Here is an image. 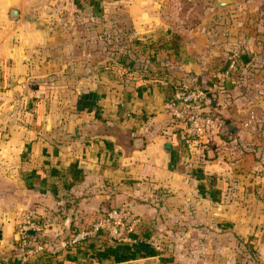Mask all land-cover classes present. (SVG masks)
<instances>
[{"label": "crops", "instance_id": "obj_1", "mask_svg": "<svg viewBox=\"0 0 264 264\" xmlns=\"http://www.w3.org/2000/svg\"><path fill=\"white\" fill-rule=\"evenodd\" d=\"M182 1L0 0V264H23L26 219L55 257L33 264H88L67 257L66 227L121 204L157 251L117 264H235V248L264 264V9L250 26L247 3L214 5L193 38L169 21ZM233 43L248 71L224 76ZM122 48L149 78L106 74ZM177 81L207 90L200 107L233 133L188 134L163 108Z\"/></svg>", "mask_w": 264, "mask_h": 264}, {"label": "built area", "instance_id": "obj_2", "mask_svg": "<svg viewBox=\"0 0 264 264\" xmlns=\"http://www.w3.org/2000/svg\"><path fill=\"white\" fill-rule=\"evenodd\" d=\"M208 91L201 88H175L169 98L163 102L164 110L172 117L184 122L185 131L194 136H202L214 123L212 114L200 111V103L207 97ZM139 217L132 215L125 204L98 213L95 218L69 235L67 242L72 244L85 237L102 231L108 238L119 241H133L130 237ZM41 224L33 219L21 221L15 233L17 244L21 249V260L39 249L37 244L28 246L27 232L39 231Z\"/></svg>", "mask_w": 264, "mask_h": 264}, {"label": "trees", "instance_id": "obj_3", "mask_svg": "<svg viewBox=\"0 0 264 264\" xmlns=\"http://www.w3.org/2000/svg\"><path fill=\"white\" fill-rule=\"evenodd\" d=\"M121 50L122 49L118 50L119 57H122L123 59H124V57L129 58L128 56L133 55V54L128 55V56L123 55ZM138 67L134 66L133 62L130 61V58H129L126 61V63H123L122 61H119V60L112 61L110 64H108L106 67H103L102 69H105L106 74H111V75L114 74V72H119V74L121 73L122 75H126L130 78L137 77L138 74H141L142 79L149 78V76L146 77V74H149L147 72V70H141V69H139L140 67L139 68ZM157 79L158 78H156V77L154 78L155 81H157ZM113 87L114 86H112L111 88H113ZM175 88H200V87L185 84L183 82L180 83L179 81H177L172 85L171 93L169 96H167L164 99V101L171 96V94ZM208 97L209 96L207 95L206 98H208ZM199 108H200V111L203 113L212 114L214 117V123L211 126L209 131H206L205 134H203L202 136H198V138L199 137L202 138L204 136L206 137L212 129H214L217 133L219 132L221 135H229V134L233 133V131L235 130V126L233 123L225 122L224 124H222L219 122L217 116L212 111L204 110L200 107V105H199ZM172 118H174V117H172ZM174 119H176V118H174ZM176 120L181 122L184 126V122L182 120H179V119H176ZM127 208H128V206H127ZM106 210H108V209H106ZM106 210H101V211H99V213L100 214L104 213ZM129 211L132 215H136L139 217V221L135 224L132 231L130 232V237L134 238L133 241H131V240L130 241H119V240H116L114 238H108L104 235V233L102 231H98L97 233H95L91 236L85 237L82 240H79V241L74 242L72 244H67L65 246V250H68L69 251L68 254H71V256L67 255V257L75 260V259H77L75 254L77 253V254H82L83 256L78 255L79 258L86 260L85 262H87L88 264H93L94 260L101 262V263H106V264H109V263L117 264L118 261L126 260L132 255V253L129 250L133 246H139V247L147 248V249L152 248L153 251L156 250L149 243L151 241V235H153V233H154L153 226L151 225V223L149 221H145L143 216L135 214L130 209H129ZM70 225L71 224H69L66 227V229L72 228ZM35 232L37 233V231H34L32 233L27 232V240H28L27 245L28 246L36 244L37 240H35V235H36ZM71 233L72 232L69 231V235ZM142 242H145V243H142ZM39 259H41L43 261H49L50 259L55 260V257H53V254H50L49 252H45L44 249H38L35 252H33L32 254H30L27 257V259L23 261V264H33V262H35Z\"/></svg>", "mask_w": 264, "mask_h": 264}, {"label": "rangeland", "instance_id": "obj_4", "mask_svg": "<svg viewBox=\"0 0 264 264\" xmlns=\"http://www.w3.org/2000/svg\"><path fill=\"white\" fill-rule=\"evenodd\" d=\"M216 1H218V0H184V1L180 2L178 5V9L180 7L183 10V13H180V12L178 13V15H179L178 21L177 20L173 21L174 19H172V18H169V21L171 24L173 22V24L175 23V25H177L179 27H183L185 29L192 30L191 36L194 38L198 33H201V31L206 30V32H208L209 25H210V23H209L210 7H215L214 5H216L217 7H225L226 8L225 11H228V12H231L232 9H235L231 6H228L229 8L227 7V5H232L231 0H224L225 3L222 5L216 4ZM232 1H233V3L236 4L234 7H237L239 10L244 9V3L248 4L249 11L253 12V13H250V17H249L250 26H258L261 24L263 25V19L259 18L258 11L264 9V0H248V2H245V0H232ZM259 12H261V11H259ZM141 18L142 19L139 20V24H142V23L147 24L149 22V25H152V23L149 21V18H148L147 22H146V19H143L144 16H142ZM221 19L222 18H220V20ZM258 19H260V21H258ZM163 20L167 21V18H163ZM237 20L239 22L238 26H240L241 20H242L241 11L239 13V16L237 17ZM155 22L157 24L159 21L157 20ZM193 30H194V32H193ZM195 31H197L196 35H195ZM202 35H204V34H202ZM239 40H241V39H239ZM233 44L235 46L227 51V55H228L227 60L228 61H227V64L225 66H223V70H222V72H223L222 74L224 76L225 75L229 76L230 74L227 75V73H230V72H231V74L232 73L233 74L234 73L239 74L240 72L244 73V72L248 71L247 65L244 64L243 66H241V61H242L241 56L243 53L242 46L240 45V43H238V44L233 43ZM121 52L123 53V55L128 56L126 49L122 48ZM80 53H81V50H75L73 55H78ZM255 68H257V66ZM252 88H253V85H252ZM254 105H255V107H257V104H254ZM258 106H259V108L262 107V105H260V104ZM255 107H253V108H255ZM253 108H251L248 111L247 115L249 117L248 118L249 120L254 119V114L257 115V113H255ZM262 169H263V167H261L259 169V171H263ZM94 218H95V216H94ZM91 219H92L91 217L88 218V220H91ZM86 222H88V221H83V222L76 223L75 225H70L72 228L66 230L67 235L69 236V231H71L72 233L75 232L78 228H80V226L82 227ZM241 258H242V256H241L240 251H238L235 248V255L233 258L234 263L240 264V262L242 260ZM222 261H224V258H222ZM228 262H229V258H228ZM250 264H253V262L251 261Z\"/></svg>", "mask_w": 264, "mask_h": 264}, {"label": "water", "instance_id": "obj_5", "mask_svg": "<svg viewBox=\"0 0 264 264\" xmlns=\"http://www.w3.org/2000/svg\"><path fill=\"white\" fill-rule=\"evenodd\" d=\"M224 3H225L224 0H218V1H216V4H219V5H222V4H224ZM142 243H145V242H142Z\"/></svg>", "mask_w": 264, "mask_h": 264}]
</instances>
